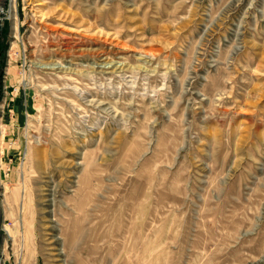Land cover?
<instances>
[{
	"label": "rangeland",
	"instance_id": "obj_1",
	"mask_svg": "<svg viewBox=\"0 0 264 264\" xmlns=\"http://www.w3.org/2000/svg\"><path fill=\"white\" fill-rule=\"evenodd\" d=\"M0 264H264V0H0Z\"/></svg>",
	"mask_w": 264,
	"mask_h": 264
}]
</instances>
